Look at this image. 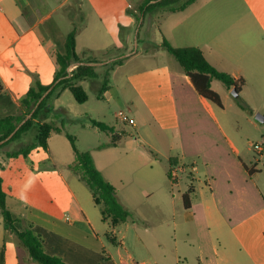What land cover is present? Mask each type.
<instances>
[{
    "label": "crops",
    "instance_id": "1",
    "mask_svg": "<svg viewBox=\"0 0 264 264\" xmlns=\"http://www.w3.org/2000/svg\"><path fill=\"white\" fill-rule=\"evenodd\" d=\"M58 1L0 0V118L20 113L21 100L36 81L54 84L56 54L65 52L66 36L82 14L79 9H83V16L77 27L76 52L83 64L96 67V72L98 63L88 61L109 52L98 55L100 50L129 38L127 24L113 20L111 28L106 29L98 23L102 20L98 8L111 6L112 0ZM216 1L224 2L225 8H212ZM188 7L171 12L183 16L167 33L169 42L175 47L200 48L215 68L237 81L244 80L240 96L250 92L263 97L264 0H209L203 8ZM122 10L135 17L131 10ZM105 12L110 13L107 8ZM161 58L154 64L138 66L134 55L110 72L107 98L125 107L132 119L128 117L124 126L115 127L121 139L117 146L106 145L111 147L104 152V168L96 160L99 151L90 153L125 208L148 222L156 216L162 227L173 222V231L162 228L158 234L168 237V242L160 238L147 242L138 237V247H127L123 239L120 247L109 246L107 232L100 233L99 224L90 218L80 196L64 177L60 184L65 202L50 191L44 177L48 166L44 171L29 167L32 153L27 158L6 157L7 152L18 148L5 149L14 141L0 149V176L7 205L21 221L17 226L40 234L45 251L66 264H264V189L258 179L264 159L254 156L245 161L237 140L217 113L219 106L199 95L172 55L161 52ZM86 80L97 85L96 91L101 94L100 74L98 78L82 79L80 84L83 86ZM215 82L212 88L217 92ZM66 91L54 97V104ZM243 104L252 108L248 99H243ZM130 123L140 126V136L151 149L127 148L133 141L125 128ZM18 142L21 146L28 141L25 136ZM171 158L177 159L175 167L183 168L175 181L168 177L170 166H164V160ZM6 159L20 166L8 184ZM167 184L172 191L175 184L184 185L182 198L188 185L192 186L187 205L182 200L179 206L180 216L161 206L162 198H167L162 192ZM170 195L165 204L177 209L180 200L174 193ZM149 199L159 205L156 214H148L140 206L142 202L151 203ZM177 216L181 222H177ZM0 264H36L18 238L5 229L1 214Z\"/></svg>",
    "mask_w": 264,
    "mask_h": 264
},
{
    "label": "rangeland",
    "instance_id": "2",
    "mask_svg": "<svg viewBox=\"0 0 264 264\" xmlns=\"http://www.w3.org/2000/svg\"><path fill=\"white\" fill-rule=\"evenodd\" d=\"M63 1L64 0H59L58 3H62ZM206 1L209 0H195L194 4L188 8H203ZM71 2L75 3V0H72ZM112 2L113 3L111 6L98 8V14H100V17L102 18L101 22L99 21L98 23L106 29L111 28L113 20L127 24L129 26L125 30V33L129 35V38L119 42L116 44V46H110L109 48H104L97 52L98 55H100L102 51H109L108 54L101 56L99 59L106 61L108 59L118 58V55L123 54L128 55L126 58H122L124 59L123 62H126L135 55L137 56V60L134 62L138 66H148L154 64L155 60L162 59L161 52L165 55L169 54L164 48L158 50V48L161 46L157 45L156 43H161L163 39H167L169 41L168 35L170 34L167 33H169L170 28L174 26L183 15L159 10L152 14L148 13L143 17L140 11V6L144 0H112ZM215 6L225 8L224 2L220 1L219 3L216 1L212 8H216ZM105 8L110 11L109 14L105 12ZM123 8L131 10V13L134 14L135 17H129L126 12L122 10ZM86 10L90 11L89 8H86ZM78 12H82V14L79 16L77 15L78 17L76 20V27L82 23L81 19L83 16V9H79ZM60 15L61 12L56 14L57 17ZM138 19H140V21ZM146 40L150 43H147ZM114 48L118 49V51H111V49ZM155 54L158 55L154 56ZM103 66L104 64H97V72L100 74V76H102V80L107 70ZM83 86L88 94L87 102L82 104L77 103L72 93L67 90L55 104L54 102L56 99H52L51 102L53 104V110L51 115H61L62 120L65 122V132L76 137V145L79 150L91 153L99 151V156L96 157V160L99 166L104 168L107 162L104 152L106 151V148L111 147H107L106 145H112L113 136L101 131L98 127L93 125L92 121L102 122L119 129L124 126V124L123 121L117 117V114L122 111L127 115V117H129V119H132V116L129 115L127 109L116 100H108L106 92H104L102 97L99 98V92L96 91L98 86H95L93 83L91 84L90 80H86L83 83ZM214 88L223 98V106L217 109V113L223 119L229 133H231L232 136L237 140V145H239L241 149L243 159L249 162L252 157H257L256 153L250 150V148L253 149L252 144L264 140V122H259L256 119L258 114L264 117V96L259 97L256 94L250 92H244L240 96L239 92V97L236 98L232 94L234 88H232L231 85L220 81L215 82ZM227 88H230L231 91H228ZM243 99H248L252 105V108L251 106H246L243 104ZM63 106H66L67 108L64 109ZM137 123H139L138 120ZM125 128L130 135L129 139L133 140L132 145L127 146V148H130V151H134V149H151L148 142L143 140V138L140 136V126L138 128L133 127L132 123H130ZM35 134V129H32L31 132L26 136V141H33ZM48 145L49 147L47 151L41 147H38L32 152L31 160L29 163L26 161L30 165L29 167H33L35 171L39 167H41L43 171L45 170L46 166L49 167H47L48 169H46L44 177L47 179L51 193L56 196L57 199H62L63 202H65V197L61 193L63 188H61L62 185L60 184V180L61 177H64L71 188L74 189V191L80 196V199L88 210L90 218L93 221H97L96 223L99 224L98 227L100 233L103 234L106 232H113L112 226L107 222L102 221L100 208L94 204V201L91 197V192L86 183L81 179L79 174L70 168V165H72L74 162V152L71 142L66 137L65 133L52 134L48 140ZM19 146L20 143L17 141L13 146L8 145V147H5V149H10L11 147L14 149ZM150 157L154 158L152 155ZM6 161L9 163V165L4 175L8 184L10 179H14L16 171L18 168H20V166L10 160L6 159ZM263 164L264 160H262L260 163L262 170L258 172H260L262 175H258V179L264 189ZM164 166L169 168V161L164 160ZM174 187L175 189L172 191V188L169 184L165 185V189H163L162 192L166 194L167 198H162L163 203L161 206L165 209L166 206H168L167 208L170 213L177 211L178 214V210L181 208L179 206H181L183 202L182 196L186 188L182 184H175ZM171 192L174 193L176 198L180 200L178 201L179 205H177V209L176 207L174 209L170 203H168V205L165 204L166 200L171 199ZM149 200H151V203L149 201L142 202V205L140 206L146 213L156 214V211L159 209V205L153 204L154 199ZM65 205L68 207V203ZM128 211L131 213V217H129L126 222L122 223L115 230L114 236L116 238V242L112 243L105 238V241L109 243V246L113 244V247H120L121 239H123L125 244H127V247H138V237L141 240H145L147 242H154L158 238L168 242V237H161L158 236V234L162 228L166 229V231H173L174 226L172 221L170 225L162 227L161 220H159L156 216L151 218V221L148 222L145 221L144 218H142L138 213L136 214L135 212L132 213L130 210ZM178 215L180 216V213ZM179 216H177V222H181Z\"/></svg>",
    "mask_w": 264,
    "mask_h": 264
},
{
    "label": "trees",
    "instance_id": "3",
    "mask_svg": "<svg viewBox=\"0 0 264 264\" xmlns=\"http://www.w3.org/2000/svg\"><path fill=\"white\" fill-rule=\"evenodd\" d=\"M194 0H144L140 6L143 17L148 13H154L159 10L168 12L183 11ZM140 21V19H138ZM76 34L77 27L68 33L65 41V52L57 53L58 70L56 72L54 84L43 85L36 81L29 89L26 97L21 100L20 113L15 116L0 118V143L12 137L0 145V149L8 144L21 140L27 136L32 129L36 134L33 141L22 144L15 150L6 153L8 159L18 158L20 156L27 158L36 148L41 147L48 150V140L54 133H65L71 142L74 152V162L70 168L75 171L81 179L86 183L91 192L94 204L100 208L103 222H108L113 229L126 222L131 213L120 202L116 188L107 181L96 167L90 152H83L76 145V137L65 132V122L61 115L51 112L52 99L59 97L65 90H69L77 103H85L88 101V94L85 88L80 84L82 79L98 78L96 67L83 64V61L76 52ZM160 46L172 55L181 66L183 72L189 78L195 89L206 100H209L219 107H222V100L213 88V81H220L231 85L238 92L240 87L244 85V80H236L232 75L222 72L215 68L205 57L203 51L194 46L175 47L166 39H163ZM123 54L118 55V59L111 63L104 64L106 73L103 77L101 85V94L110 88V72L117 65L123 63L124 59L120 58ZM93 63H102L103 60L91 58ZM78 64L74 71L70 74L68 69ZM54 85V88L45 96V98L37 105L41 97L47 93ZM28 116L30 118L21 124ZM93 125L101 131L113 136L112 145L117 146L121 136L117 133L114 126L107 125L102 122L92 121ZM170 169L168 177L171 179V170L178 165L176 158L169 160ZM2 166L0 165V168ZM248 170L249 167L245 166ZM250 171V170H249ZM252 174V172L250 171ZM172 180V179H171ZM188 192L184 195V204L187 205L189 196L193 193L191 184L188 185ZM0 214L3 217L4 227L7 231L13 233L19 240L30 258L36 264H66L60 257L49 255L45 251L44 240L40 234L35 233L29 228H20L17 226L21 221L14 217L13 213L7 205V194L3 190V179L0 176ZM106 238L112 243L116 242L114 233H107Z\"/></svg>",
    "mask_w": 264,
    "mask_h": 264
},
{
    "label": "built area",
    "instance_id": "4",
    "mask_svg": "<svg viewBox=\"0 0 264 264\" xmlns=\"http://www.w3.org/2000/svg\"><path fill=\"white\" fill-rule=\"evenodd\" d=\"M76 68L75 65L71 66L68 71L69 73L71 74L74 69ZM117 117L119 119H121L122 121H127L128 120V117L127 115L120 111L118 114H117ZM253 146V151L256 153V158H258L259 160L261 159H264V140L258 142V143H254L252 144ZM183 171V168H180V167H173L172 170H171V179L173 181L177 180L179 178V175L180 173Z\"/></svg>",
    "mask_w": 264,
    "mask_h": 264
},
{
    "label": "water",
    "instance_id": "5",
    "mask_svg": "<svg viewBox=\"0 0 264 264\" xmlns=\"http://www.w3.org/2000/svg\"><path fill=\"white\" fill-rule=\"evenodd\" d=\"M128 55H123V56H121L120 58H126ZM113 60H111L110 62H112ZM51 91V89L47 92V93H45L42 97H41V99L39 100V102L37 103V105L45 98V96L49 93ZM232 94H233V96L234 97H239V92L234 88L233 89V92H232ZM30 118V116H28L21 124H19V126L17 127V129L22 125V124H24L28 119ZM256 119L259 121V122H264V117L262 116V115H260V114H258L257 116H256ZM13 135V134H12ZM12 135L9 137V138H11L12 137ZM8 138V139H9ZM8 139H6L5 141H7ZM5 141H2L1 143H0V145L1 144H3Z\"/></svg>",
    "mask_w": 264,
    "mask_h": 264
}]
</instances>
